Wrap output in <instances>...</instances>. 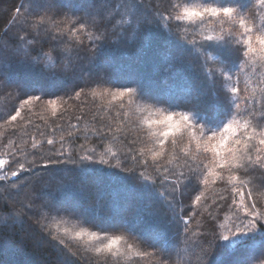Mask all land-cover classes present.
<instances>
[{
    "label": "trees",
    "instance_id": "trees-1",
    "mask_svg": "<svg viewBox=\"0 0 264 264\" xmlns=\"http://www.w3.org/2000/svg\"><path fill=\"white\" fill-rule=\"evenodd\" d=\"M62 2L72 4L74 14L84 15L80 12L86 7L87 0ZM178 2L181 7L215 4L231 5L241 10L251 5L256 19L253 21L247 12L244 15L254 30L256 25L262 23L261 17L264 16V8L256 5L255 0ZM22 3L26 8L28 3L32 4L30 8L35 11L38 0H0V45L11 44L25 51L33 45L27 40L21 41L17 36V25L23 23L24 11L17 16L15 9ZM93 3L97 6L103 5L101 11L107 17L106 23L99 31L90 23L86 32L78 37L71 36L66 30L61 32L60 29L73 27L72 23L67 22L68 19L75 21L76 16L72 13H68L67 17L63 13L56 15L54 19L59 21L58 24L49 21L45 25L51 35L62 40H45L43 51H50V45L63 47L67 44L65 55L69 60L74 59L78 51L82 59L75 72L67 70V65L54 67L53 60L47 57L43 58L42 63L34 65L21 64L10 58L9 83L24 84L20 89L22 92L43 91L45 97L42 102H33L21 107L22 99L27 97L17 99L14 87L0 88V158L9 160L10 167L6 165L8 172L18 170L20 163H24L26 167H29V161H35L37 165L42 164L49 156L53 160L63 159L53 154L57 150L65 154L76 151L83 154L81 145L94 151L96 159L104 158L115 165L118 161L111 156L109 150L121 153L124 142L131 140L136 141V151H142L141 159L153 166L145 172L150 179L156 177V167L179 171L185 158L204 160L211 167L212 154L205 153L202 148L196 149V142L190 140L189 133L170 136L164 145V153L154 161L152 151L160 147L158 136L149 135L151 129L144 119L149 114L153 119H160L166 116L168 111H190L193 122L204 126L209 134L212 130H219L228 119L233 118L231 103L221 97L219 91L230 97L231 87L238 86L240 99L237 102L241 110L245 107L244 97L251 99L264 95V77L258 78L256 75L257 71L264 72V64L259 56L245 57L243 50L238 53L235 48L242 49L243 46L236 43L234 36L231 38V46L222 41L202 40L201 33L214 37L227 36L230 24H225L224 31H221L218 21L201 23L173 20L170 26L165 28L164 22L151 20L158 19L156 5H160L161 11L167 6L164 0H142L143 6H140L137 0H93ZM143 16H146L145 22L136 26L137 18ZM36 19L35 16H28L33 28L36 27ZM13 20L16 25L12 23ZM236 26L238 27V22ZM75 27L78 28L79 25ZM105 30L107 38L100 41L98 38L104 35ZM6 31L7 37L4 35ZM194 38L205 46L192 51L190 45L179 40L191 41ZM92 41L101 43L95 58L90 60ZM73 45L77 47L73 48ZM35 54L33 51L32 55ZM181 57L185 59H179ZM45 64L48 67H45ZM237 66L240 71H237ZM226 67L232 69L231 81L220 76ZM213 81L216 90L209 85ZM117 87H135L137 95L113 99L112 92L116 91ZM189 89L198 92V96L192 107L187 109L184 100L190 95ZM204 89L207 90L202 91ZM76 92L81 93L79 98L76 97ZM51 99L56 100V115L52 114L53 105L48 103ZM209 101H213L212 107L209 106ZM234 107L233 105V109ZM17 109L20 110L21 116L16 121H10ZM236 118L243 122L239 115ZM72 125L76 127L72 128ZM253 125L255 126V122ZM100 129L103 130V138L97 135V130ZM256 130L259 131V128ZM49 139L55 141L54 145H48ZM34 144L37 147L34 148ZM10 153L15 154L14 159H10ZM261 155L264 156V152ZM238 175L249 187L242 190L238 188L235 193L231 185L219 180L213 182L211 176L207 184L201 176L199 180L183 188L176 202V212L179 213L182 207L186 217L192 216L188 240L183 239L182 224L169 222L172 214L168 213L166 203L171 200V196L164 199L159 193H170L171 189L166 185L162 186V182L157 183L155 190L144 189L134 180L123 179L124 174L119 170L92 162L79 167L51 164L48 170L38 168L36 171L11 177V180L16 182L14 185L5 184L0 187V264H105V261L107 264H157L156 249L149 245L173 248L175 244L180 255L174 253L167 264H188L189 260L191 264H236L238 258L264 248V244L259 246L253 243V240H264V232L259 228L256 233L231 237L227 241L220 240L215 248L203 245L209 253L208 256H202L199 248H191L190 241L197 240L198 236L204 233L215 244L213 225L217 237L228 234L227 230L232 229L233 223L237 222V215L243 217L242 205L250 203L247 199L249 190L258 203L259 210L264 212V187L260 186L258 175H244L242 172ZM44 180L50 182V187L45 189L43 194L50 195L54 203H62L61 211L33 209L27 215L21 216L18 212L20 202H26L25 197L33 183ZM59 181H63L62 187L58 186ZM88 181L94 185L107 186L110 196L101 203L106 204L110 200L114 205L112 211L116 210L115 205L123 207L124 203L136 199L137 192H141L143 200H150L153 207L159 208L161 215L158 222H154L147 214L143 204L137 209L140 218L134 222L132 233L112 229L115 226L113 222L103 223L102 227L109 229L101 231L94 226V220H85L70 214L67 211H75L67 208V204L86 211L88 200L92 196L91 188L82 191L77 185L84 186ZM25 183L29 187H21ZM18 187L19 194L16 193ZM197 196L200 197L199 201L196 200ZM107 209L106 204L105 210ZM209 212L217 219H212ZM37 220L41 221L40 224L36 223ZM5 223L12 226L3 227ZM22 225L38 234V240L44 243L40 248L34 250L32 242L27 241L18 246ZM82 231L97 232L100 239L90 241L87 236L76 235ZM113 235L123 237L119 255L113 258L105 253H96L95 248L107 243L106 237ZM234 240L240 243L234 245ZM128 245H131V249ZM138 252H148L151 255L138 257ZM61 256L65 258L64 262L60 260ZM198 256L202 258L198 259ZM33 257L38 258V261L33 262Z\"/></svg>",
    "mask_w": 264,
    "mask_h": 264
},
{
    "label": "snow or ice",
    "instance_id": "snow-or-ice-1",
    "mask_svg": "<svg viewBox=\"0 0 264 264\" xmlns=\"http://www.w3.org/2000/svg\"><path fill=\"white\" fill-rule=\"evenodd\" d=\"M28 2V0H27ZM137 3L140 6H143L142 0H137ZM164 3L167 5L161 11L160 5H156L157 17L151 18L155 19L159 23L164 22L165 28H168L173 20L175 21H189L196 22L200 21L205 23L208 21L219 22L221 25V31H224V25L230 24L231 28L227 32V36H212L200 34L203 41H222L225 44L232 45V37L236 39V43L243 46V48H235L239 53L243 50V55L245 57L250 56H259L262 64H264V16L261 17L262 23L255 26V30L252 25L248 23L247 17L244 13H248L251 16L252 20L256 19L255 14L252 10V6L241 10L238 7H233L231 5L225 6H216L215 4H197L195 6H183L178 2V0H164ZM256 5L261 8H264V0H255ZM119 5H117V8ZM103 5L97 6L93 3V0H87L86 7L80 12L84 13L83 16L76 15L73 13L72 4L63 3L62 0H38L37 8L35 11L31 10L28 3V7H25V4H20L19 7L15 9L17 16L24 11V20L22 24L17 25L19 27V32L17 36L21 41L27 40L30 45L33 47L29 50L21 51L20 49L12 46L11 44L0 45V88L14 87L17 94V99L21 97H27L22 99V104H32L33 102H42L45 95L43 91H34V92H22L21 85H11L9 83L11 79V65L9 63L10 58L19 61L21 64H36L42 63L43 58L47 57L49 60H53V66L67 65V70L75 72L78 68L79 61L82 59L79 52L75 53V58L69 60L65 55L67 44H64L63 47L58 45H50V51H43V43L49 38L51 40H62V38L51 35L50 30L45 27V25L51 21L54 24H58L59 21L54 19V16L63 13L66 17L68 13H72L76 16L75 21L68 19V23H72L73 27L70 29H60L61 32L67 31L71 36L78 37L80 34H84L91 23V26L96 27L97 30L104 26L107 21V17L102 14ZM115 12V9L113 10ZM164 13H167L166 15ZM175 13V15H174ZM28 16H35L36 27L33 28V25L28 20ZM146 16L138 17L136 21V26L145 22ZM150 22V21H149ZM238 22V27L236 26ZM16 25V21L12 22ZM130 23V22H129ZM79 27H75V25ZM179 27V25H177ZM4 35L7 37L8 32L6 31ZM107 38V31L102 37L98 38L100 41ZM180 41L191 46L192 51L203 48L205 45L201 44L195 38L191 41H186L184 39H179ZM101 42L92 41L91 51L89 54V59L93 60L96 56L99 44ZM35 45H40V48H36ZM77 45H73V48H76ZM35 52V55H32V52ZM191 51V52H192ZM54 54V57H53ZM179 59L184 60L185 57ZM48 67L47 64L44 65ZM171 67V63L169 65ZM237 66V71H240ZM55 73V72H53ZM258 78L264 77V72L257 71L256 73ZM220 76L224 80H232V69L226 67V70L220 73ZM237 79V84H238ZM214 83L209 84L214 90ZM204 89L202 91H206ZM39 93V94H37ZM80 92H76L75 95L77 98L80 96ZM221 97L229 101L232 105L231 116L232 119H228L226 123L223 124L219 130H212L211 134L205 129L204 126L196 124L193 122L190 111H168L167 115H171L174 119L180 121V127L177 131L169 133L167 135L158 136V144L160 145L158 150L152 151V158L155 161L164 153V145L168 141L170 136H175L177 133L183 135L184 133H189L190 140L195 141L196 149H203L205 153H211L213 160L212 166L210 167L204 160L197 161L195 157L191 159L185 158L184 163L181 166L179 171H174L169 168H160L156 167V177L150 179L149 176L145 174L146 170L150 166L145 159H141L143 153L142 151L138 153L135 148V140L125 141L123 150L121 153L112 152L109 150L111 156L118 161L117 164L112 165L109 160L100 158H95L94 151L85 149L83 145L80 146L83 154L80 151L72 152L65 154L63 151H54V155L57 157H62L63 159L53 160L51 156L44 160L42 164L37 165L35 161H29V167H26L24 163L19 164L18 170H13L10 173L8 172L6 165L10 167L9 160L0 159V187H3L5 184H15L16 182L11 180V177H18L22 173L33 172L38 168L43 170H48L51 164L57 165H72V166H82L85 163L92 162L98 165H107L109 169L119 170L120 173H123V179H131L138 183L141 188L144 189H154L157 186L158 182H162V186L166 185L171 189L170 193L160 192L159 195L167 199V196H171V200H168L167 211L171 213L170 223H180L183 226V239H189L190 228L189 225L192 221V216H185V211L181 207L179 213L176 212V202L178 196L189 184L194 183L199 180L201 176L204 178V183L207 184L209 176L212 177L213 182L216 180L225 182L227 185L232 186V191L235 193L238 188L245 189L249 185L244 181L238 173H243L244 175H251L253 173L257 174L260 179V186L264 187V156L261 155L264 152V95L260 97H253L249 99L244 97L243 103L245 105L244 109H240V104L237 102L240 99V89L238 86L234 85L230 89V97L223 94L222 91H219ZM137 95L135 87H117L116 91L112 92L113 99L117 97L123 99L125 96ZM197 92L195 90L191 91V94L188 95L185 99V108L190 109L193 102L197 99ZM235 97L236 99H232ZM49 104L53 105V115H56L55 105L56 100L51 99L48 101ZM233 105L235 106L233 109ZM239 115L241 119H237L236 116ZM21 116L19 109L16 110L15 115L10 117V121H16L18 117ZM255 122V126L253 125ZM225 126L232 127L235 131L231 136L228 137L224 151L217 153L213 150V145L217 143V140L223 137ZM72 128H75L76 125H72ZM259 128V131L256 129ZM97 135L101 138L104 137L103 130H97ZM48 145H54L55 141L49 139L47 141ZM175 143V140H173ZM259 145V146H258ZM33 147H37L35 144ZM10 159H14L15 154H9ZM207 159V157H205ZM218 169V170H217ZM160 173H163L162 175ZM226 173V174H225ZM58 186H63V181L58 182ZM21 187H29L27 183ZM50 187V182L48 180L37 181L31 185V190L27 193L25 197L26 202H20L18 212L21 216L27 215L33 209L42 211L47 209L48 211L56 210L61 211L63 207L60 204L54 203L50 195H44V190ZM77 188H80L82 191H87V188L84 186L77 185ZM19 187L16 189V193L19 194ZM92 196L88 200L86 212L83 215L78 214V212L67 211L70 214L78 215L79 217L88 220V217L91 216L92 220L95 221V227L101 231L106 229L102 227L103 223H106L107 220H115V226L112 229H122L126 232L132 233V227L134 222H136L140 215L137 209L141 204L144 205L147 214L153 218L154 222H158L161 215L159 208L153 207L152 201L143 200V194L137 192V197L134 200H130L124 203L123 207L115 205L116 210L112 211L114 205L110 200L106 202L108 205V210H105V205L101 201L105 200L110 196V192L107 186L102 184H96L91 188ZM43 198V199H42ZM11 199V197H9ZM200 197L197 196L196 200L199 201ZM247 199L250 201L247 205H242L243 217L237 215L236 221L233 223V228L228 229V234H221L219 237L216 236L215 225L212 227L213 239L216 241L213 244L212 240L207 238V235L201 233L197 240L190 241V247L195 249L199 248L202 256H208L209 253L204 249L203 245H208L209 247L215 248L217 242L220 240L227 241L231 237L237 236H246L249 233H256L258 228L261 232H264V212L259 210L258 203L254 200L251 190L247 194ZM42 201V202H40ZM40 202V203H38ZM235 203V201H233ZM209 216L212 219H217L211 212ZM40 220H37L36 223L40 224ZM12 226L9 223H5L3 227ZM223 227V225H221ZM234 229V230H233ZM77 236H87L88 239H100L97 232H78ZM107 243L102 244L99 247L95 248L96 253H105L115 258L121 252L120 244L123 239L120 235L107 236ZM6 243V242H5ZM240 241H233V244L236 245ZM253 243L256 245L264 244V240L256 241L253 240ZM156 249L158 254L157 264H167L175 253L180 255L179 250L176 247V244L173 248L169 249L163 246L149 245ZM257 246V247H259ZM131 249V245H128ZM139 256L151 255V253L143 252L136 253ZM202 256H198V259H201ZM264 248H260L258 252L249 253L243 257L237 259L236 264H264ZM107 264V261H105ZM188 264H191L189 260Z\"/></svg>",
    "mask_w": 264,
    "mask_h": 264
},
{
    "label": "clouds",
    "instance_id": "clouds-1",
    "mask_svg": "<svg viewBox=\"0 0 264 264\" xmlns=\"http://www.w3.org/2000/svg\"><path fill=\"white\" fill-rule=\"evenodd\" d=\"M144 122L151 129L149 135L157 137L160 135H167L174 131H177L180 127V121L174 119L171 115L163 116L160 119H153L151 114L145 117ZM235 131L234 128L225 126L223 137L217 140V143L213 145V150L217 153L224 151L225 143L229 136Z\"/></svg>",
    "mask_w": 264,
    "mask_h": 264
},
{
    "label": "rangeland",
    "instance_id": "rangeland-1",
    "mask_svg": "<svg viewBox=\"0 0 264 264\" xmlns=\"http://www.w3.org/2000/svg\"><path fill=\"white\" fill-rule=\"evenodd\" d=\"M32 6L33 5L31 4L30 7H32ZM177 56L179 57V55H177ZM15 85H21V86H23L24 84H22V83H15L13 86H15ZM192 90L193 89H189L188 90V91H190V94H191V91ZM150 94H151V92H150ZM197 94H198V92H197ZM180 98L183 100L182 97H180ZM209 106L210 107L213 106V101H209ZM194 117H196V115H194ZM0 159H3V158H0ZM103 185H105V184H103ZM93 186H94V184L91 181H88L84 185V187H86V188H92ZM57 204L62 205V203H57ZM66 207L72 209L75 212H78V214H81L82 213V215H83L86 212V211H83L80 207H77V206H74V205H71V204H69V205L67 204ZM140 207H141V205H140ZM88 219H92V217L89 216ZM107 222L108 223H111V222L116 223L115 220H111V219L107 220ZM20 228H22V232L19 233L20 234V236H19L20 238H19L18 246H20V244L22 245V243H26V241L27 242H32V246H33L34 250H36V249L40 248V246H42L44 244L42 241L38 240V234L35 233L32 229H27V227L24 226V225H22V227H20ZM169 249H171V248H169ZM33 259H34L33 262H37L38 261V258H36V257L35 258L33 257ZM60 260L64 262L65 261V258L63 256H61L60 257ZM49 261H51V260H49ZM55 262H57V261H55Z\"/></svg>",
    "mask_w": 264,
    "mask_h": 264
}]
</instances>
